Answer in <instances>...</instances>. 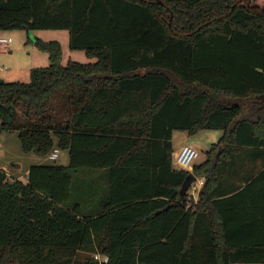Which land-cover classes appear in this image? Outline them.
Instances as JSON below:
<instances>
[{
  "label": "trees",
  "instance_id": "trees-1",
  "mask_svg": "<svg viewBox=\"0 0 264 264\" xmlns=\"http://www.w3.org/2000/svg\"><path fill=\"white\" fill-rule=\"evenodd\" d=\"M10 30H65L94 61L36 39L48 67L0 80V132L69 155L26 183L0 169V264H264V0H0ZM176 130L222 133L196 202ZM81 170L106 174L88 214Z\"/></svg>",
  "mask_w": 264,
  "mask_h": 264
},
{
  "label": "rangeland",
  "instance_id": "rangeland-1",
  "mask_svg": "<svg viewBox=\"0 0 264 264\" xmlns=\"http://www.w3.org/2000/svg\"><path fill=\"white\" fill-rule=\"evenodd\" d=\"M0 37L11 39V43L7 47L0 46V80L6 83L27 84L30 82L32 69L48 67V55L37 49L35 39L45 43L57 42L61 47L62 66H65L69 61L80 64L94 61L87 58L83 51L69 49V36L65 30H36L29 34L23 30H10L1 32ZM220 135V131L204 130L188 136L185 132L176 130L172 133L174 150H177L178 145L191 146L199 154L191 166H198L204 159V152L210 149L211 144L218 142ZM187 137L191 139L185 142ZM58 151V157L55 160H50L48 155L41 157L32 152L25 153L21 149L16 132H0V169L7 170L8 174L20 182L24 181L25 172L32 166L68 167V151L59 149ZM175 156V151H173V167L177 169L178 167L174 163ZM15 165H18L19 168H15ZM73 176L75 184L78 186L79 199L87 203L85 206L83 205L82 211L84 214H88V210L98 203L99 195L106 191V174L103 170H81ZM87 205L88 207H86Z\"/></svg>",
  "mask_w": 264,
  "mask_h": 264
},
{
  "label": "built area",
  "instance_id": "built-area-1",
  "mask_svg": "<svg viewBox=\"0 0 264 264\" xmlns=\"http://www.w3.org/2000/svg\"><path fill=\"white\" fill-rule=\"evenodd\" d=\"M10 43H11L10 38L0 37L1 47H7ZM58 153H59L58 149L55 148L48 154V158L50 160H55L58 157ZM175 155L176 156L174 163L176 164V166L182 170L192 173L191 164L198 158L199 156L198 152L190 146H183ZM203 180H204L203 177L201 178L200 181L195 180V182L192 183L191 186L189 187V191L192 193L197 192L198 186L196 185V183H198V185L201 187L203 184ZM95 258L101 260L98 257ZM102 261L106 262V259Z\"/></svg>",
  "mask_w": 264,
  "mask_h": 264
},
{
  "label": "crops",
  "instance_id": "crops-1",
  "mask_svg": "<svg viewBox=\"0 0 264 264\" xmlns=\"http://www.w3.org/2000/svg\"><path fill=\"white\" fill-rule=\"evenodd\" d=\"M0 35H1V32H0ZM221 136H222V133H221V135H220L219 138H221ZM188 139H191V138L187 137V138L185 139V142H187ZM171 143H172V149H173V151H175V154H176V153L181 149L182 146H179V145H178V148H176L177 150H174V145H173V141H172V140H171ZM211 145H212V144H211ZM211 145H210V147H211ZM183 146H188V145L184 144ZM190 147H191V146H190ZM206 151H208V150H206ZM206 151H205V152H206ZM204 160H205V156H204V159L202 160V162H203ZM258 163H259V161H256V162H254V165H255V164L257 165ZM28 169H29V168H28ZM5 172L7 173V175H8L9 177H12L10 174H8L7 170H5ZM27 173H28V171L25 172V179H24L23 183H26ZM12 178H13V177H12ZM195 178H196V180L200 181L202 177H195ZM14 179H16V178H14ZM203 179H204V178H203ZM16 180H17V179H16ZM203 181H204V180H203ZM196 185L198 186V191H197V192L192 193V192H190L189 190L187 191V194H189V195L193 198L194 202L197 201V193L199 192V190H200V188H201V187L198 185V183H196ZM104 259H106V258H102L101 260H104Z\"/></svg>",
  "mask_w": 264,
  "mask_h": 264
},
{
  "label": "water",
  "instance_id": "water-1",
  "mask_svg": "<svg viewBox=\"0 0 264 264\" xmlns=\"http://www.w3.org/2000/svg\"><path fill=\"white\" fill-rule=\"evenodd\" d=\"M36 40V39H35ZM15 168H19L18 165H15ZM196 180L195 176L191 173H189L187 175V177L185 178L184 182L182 183V186L179 190V194L180 196H184L187 191L189 190V187L191 186L192 183H194Z\"/></svg>",
  "mask_w": 264,
  "mask_h": 264
}]
</instances>
